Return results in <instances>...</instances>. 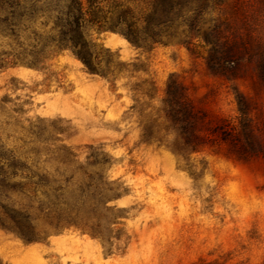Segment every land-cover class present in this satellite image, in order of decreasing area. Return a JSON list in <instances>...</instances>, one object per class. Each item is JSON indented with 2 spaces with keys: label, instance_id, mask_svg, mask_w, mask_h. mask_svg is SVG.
<instances>
[{
  "label": "rangeland",
  "instance_id": "rangeland-1",
  "mask_svg": "<svg viewBox=\"0 0 264 264\" xmlns=\"http://www.w3.org/2000/svg\"><path fill=\"white\" fill-rule=\"evenodd\" d=\"M200 17L241 57L239 77L210 72L201 36L142 49L93 29L108 76L69 49L0 70V203L39 233L0 224V264H264V0H207ZM171 75L205 113L198 129L231 127L226 141L216 128L208 148L184 145L163 112ZM244 128L263 145L245 158Z\"/></svg>",
  "mask_w": 264,
  "mask_h": 264
},
{
  "label": "trees",
  "instance_id": "trees-1",
  "mask_svg": "<svg viewBox=\"0 0 264 264\" xmlns=\"http://www.w3.org/2000/svg\"><path fill=\"white\" fill-rule=\"evenodd\" d=\"M207 0H0V39H8V49L0 50V70L15 64L43 68L55 53L69 49L89 73L108 76L112 73L109 61L104 65L97 59V43L89 39L87 30H111L121 34L130 44L142 49H152L155 44L177 39L190 44V39L201 36L211 47L205 63L213 75L225 79L239 77L241 57L232 46L223 47L219 27L201 32V13ZM186 25V28H181ZM14 45V47H13ZM238 110L246 114V105L237 93ZM163 112L179 130L184 145L191 151H201L210 146L209 137L215 129L221 130L219 138L226 141L227 132L234 129L218 126L206 132L198 125L205 113L196 110L186 85L171 75L168 78ZM243 143L236 145L237 154L250 157L262 148L252 131L244 128ZM224 134V136H222ZM235 141V139H234ZM0 224L8 226L24 240L38 238L32 218L24 207L13 208L0 203ZM49 215V213H48ZM58 216V215H57ZM66 223L68 221H65ZM65 223V224H66ZM62 225L54 223L53 229ZM98 234V233H94ZM201 264H218L203 262Z\"/></svg>",
  "mask_w": 264,
  "mask_h": 264
}]
</instances>
